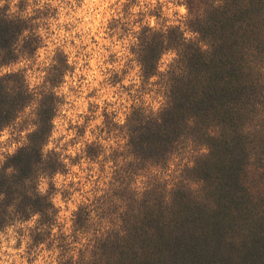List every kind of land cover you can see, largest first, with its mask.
I'll use <instances>...</instances> for the list:
<instances>
[{"label":"trees","instance_id":"16d2710c","mask_svg":"<svg viewBox=\"0 0 264 264\" xmlns=\"http://www.w3.org/2000/svg\"><path fill=\"white\" fill-rule=\"evenodd\" d=\"M177 1L185 28L168 23L162 5L137 0L113 19L124 52L108 80L122 79V120L106 108L75 157L47 147L63 103L56 88L75 68L68 53L56 48L36 87L22 69L0 74V131L34 108V128L0 168V230L34 220L31 261L264 264V0ZM49 9L0 6V68L46 45ZM134 69L138 80L125 84ZM83 162L93 186L65 185L64 198L83 196L67 227L52 180Z\"/></svg>","mask_w":264,"mask_h":264},{"label":"rangeland","instance_id":"374dc122","mask_svg":"<svg viewBox=\"0 0 264 264\" xmlns=\"http://www.w3.org/2000/svg\"><path fill=\"white\" fill-rule=\"evenodd\" d=\"M37 1L50 6L46 45L40 48L32 59L21 60L0 68V74L22 69L30 85L36 87L43 82L45 69L49 66L56 48L61 47L68 53L75 68L74 72L67 76L66 81L56 88L63 103L55 119V135L53 134L50 144L51 148L56 147L64 154L75 157L81 153L87 141L95 138L94 129L104 120L103 112L106 108L117 111V120H122V79L110 83L108 78L112 68L122 67L124 44L122 35H113L109 26L114 18L122 14L120 12L124 3L131 0ZM137 1L142 5L149 2L153 5H162L168 23L181 24L185 28L187 8L183 3L177 0ZM5 2L6 0H0V6ZM134 9L138 10L139 6H135ZM152 21L155 22V19ZM172 57V53L166 54L163 62L167 63ZM136 73V69L132 70L124 83L129 85L136 82L138 80ZM148 100L156 106L160 104V98L154 99L152 95L151 97L148 95ZM95 104L99 107L94 114L92 110L95 109ZM33 111V107L27 108L15 122L0 131V168L6 158L26 142L28 133L34 128ZM114 140L110 139V144L114 145ZM87 167V162H83L82 166L74 165L72 170L75 174H58L52 180L59 189L55 193V201L61 208L60 215L67 227L71 226L72 214L83 196L81 191H78L73 196L64 198L62 190L71 180H81L83 190L91 189L93 182L87 179L91 172L86 169ZM50 181L51 179L43 180L41 184L43 189L49 187ZM33 223L34 220H31L0 230V264H45L42 258L31 261L26 252L27 227Z\"/></svg>","mask_w":264,"mask_h":264},{"label":"clouds","instance_id":"9594fccd","mask_svg":"<svg viewBox=\"0 0 264 264\" xmlns=\"http://www.w3.org/2000/svg\"><path fill=\"white\" fill-rule=\"evenodd\" d=\"M182 11H183V9H182ZM37 82H38V81H37ZM57 123H58V122H57ZM61 131H63V129H61ZM54 135H55V134H54ZM69 135H71V133H70ZM47 147H48V148H51V147H52V144H49ZM77 147H79V145H78ZM69 151H72V150L69 149ZM41 188H43V185H41Z\"/></svg>","mask_w":264,"mask_h":264}]
</instances>
